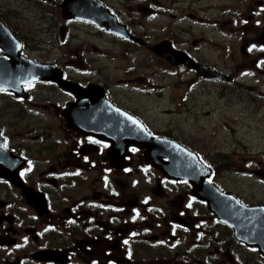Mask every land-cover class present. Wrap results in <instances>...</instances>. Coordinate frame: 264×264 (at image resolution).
<instances>
[{
    "label": "flooded vegetation",
    "instance_id": "1",
    "mask_svg": "<svg viewBox=\"0 0 264 264\" xmlns=\"http://www.w3.org/2000/svg\"><path fill=\"white\" fill-rule=\"evenodd\" d=\"M8 1L0 0V28L14 40L6 46L20 62L14 68L44 69L31 82L0 88V264H186L172 255L187 264H247L250 257L264 264L229 226L207 221L212 217L192 195L191 181L178 179L187 161L200 159L196 117L212 115L198 99H223L250 69L264 85V0H165L168 34L156 42L137 32L128 3L33 0L18 8L48 36L35 42L37 54L5 17ZM136 12L155 13L150 4ZM156 45L164 56L154 53ZM169 51L184 62L170 63ZM10 58L0 47V60ZM85 60L121 81L131 75L113 88L155 93L156 106L167 101V79L175 78L179 111L161 110L154 123L111 88L84 84L97 74L82 68ZM144 66L150 76H142ZM70 74L82 81L73 83ZM208 168L220 192L252 206L214 164Z\"/></svg>",
    "mask_w": 264,
    "mask_h": 264
},
{
    "label": "rangeland",
    "instance_id": "2",
    "mask_svg": "<svg viewBox=\"0 0 264 264\" xmlns=\"http://www.w3.org/2000/svg\"><path fill=\"white\" fill-rule=\"evenodd\" d=\"M108 1L111 5L121 8L124 2L128 3L130 16L137 22L136 25L139 24L136 28L137 32L144 34L151 42L161 40L163 35L168 34L162 32V28L167 29L166 19L161 16V4L165 0ZM155 1L157 4H154ZM29 2H33V0H9L5 5L10 11L5 14V17L11 21L12 28L16 29L21 37L26 38L33 54H37L40 51L35 50L37 49L35 42L47 40L48 36L37 26L36 20L30 14L18 8L19 4L26 5ZM149 4L155 11L153 17L136 12L138 7H148ZM174 28L173 25L170 27V29ZM29 32L31 34L27 35ZM39 47L41 48L42 45L40 44ZM243 61L245 60L241 58V62ZM99 62L107 63L106 61ZM83 64L82 68H91L97 71L96 76L84 80V84L111 88L112 94L122 101L132 102L135 107H138L137 110L140 113L146 114L148 119L154 123L162 121L161 110L178 108L179 111L180 109L179 99L174 96L172 89V85L176 81L173 77L167 79L169 86L166 92L167 101L156 106V97L152 96L155 93L149 94L152 96L150 97L137 95L135 92L128 91L129 89L126 90L127 88L114 89L115 81L119 78L108 76L106 68L102 64L89 67L87 60ZM151 72L147 66L141 70L144 77L150 76ZM249 75L251 76L250 79L234 80L231 85V92H226L223 99L216 100L215 97H211L206 100L203 95L198 99L205 103V106L209 105L212 115L201 119L196 117L192 128L199 130L194 131L196 137L193 136V139L198 146L197 148L205 155L208 163L215 165V169L222 176L224 182L231 185L235 190L244 193L252 205H264V99L255 96L257 92L264 94V85L260 79L262 75ZM69 79L73 83L82 81L72 74H70ZM130 79H132L131 75H127V78L119 81L127 84ZM144 83L146 82L143 81L142 84L134 82L140 87L144 86ZM169 98L175 100L170 101ZM177 115L183 114L177 113ZM190 116H194V113H191ZM58 134L60 135L59 132ZM65 140L63 146H68L69 143ZM47 145L54 146L55 144L47 143ZM58 147L63 150L62 146L58 145ZM241 172H247L250 178L240 177ZM121 186L126 188L124 184ZM211 232L214 237L220 235L216 228H210ZM174 258L175 256H173V260ZM247 264H254L253 258L250 257Z\"/></svg>",
    "mask_w": 264,
    "mask_h": 264
},
{
    "label": "water",
    "instance_id": "3",
    "mask_svg": "<svg viewBox=\"0 0 264 264\" xmlns=\"http://www.w3.org/2000/svg\"><path fill=\"white\" fill-rule=\"evenodd\" d=\"M0 34H1L0 35V43H1L0 47H3L4 50H7L8 56L11 57L7 62L0 61V88H6L12 84H21V83H25V82H31L34 79L40 78V75H41L42 70L44 68H41V67L37 68L34 66H32V67L31 66L19 67V69L14 68V66L17 67V64L20 62L17 61V59H18L17 56H14L15 51L8 50L6 47V46H8V47L12 46L11 40L12 41H14V40L10 39V36L7 32L3 33V31L1 30ZM153 51L155 54H158L161 57L166 54L164 51L163 45L154 46ZM168 56H169L168 59H169L170 63H172V64L184 62L180 58V55H178L177 53H173V52L169 51ZM198 191H199V189H198ZM218 197H220V194H218ZM225 198H227L228 201L232 205L233 204L236 205L232 198L227 197V196ZM224 201L226 202V200H224ZM221 203H222V201H221V199H219L217 201V207L220 208V211L224 217V222H227V221H229L227 218L228 216L225 217L226 212L224 211V209L221 210V208H222ZM237 207L239 208V206H237ZM242 209H244V208H242ZM256 210H258V208H256ZM249 221H250L249 227H248V225L245 227L244 222H243V224L241 223L240 225H238L239 227L237 226V228H239V230H240V235H241V233H243L242 237L238 234L239 236H237V238L240 241H243L245 243L251 242V243H249V245L257 247L259 252L264 255V232H263L264 231V218L260 217L258 214H254L253 219H251ZM246 222H247V220H246ZM254 223L256 226H254ZM242 226H244V227H242ZM234 229H235V232L237 235V229L235 226H234Z\"/></svg>",
    "mask_w": 264,
    "mask_h": 264
},
{
    "label": "bare ground",
    "instance_id": "4",
    "mask_svg": "<svg viewBox=\"0 0 264 264\" xmlns=\"http://www.w3.org/2000/svg\"><path fill=\"white\" fill-rule=\"evenodd\" d=\"M247 215H248V217H250V214H248L247 213ZM251 218V217H250ZM236 221H239V222H241L242 224H243V218H242V216L240 215V214H237L236 216H235V220H234V222H236ZM252 226V225H251ZM248 227H249V224H248Z\"/></svg>",
    "mask_w": 264,
    "mask_h": 264
},
{
    "label": "snow or ice",
    "instance_id": "5",
    "mask_svg": "<svg viewBox=\"0 0 264 264\" xmlns=\"http://www.w3.org/2000/svg\"><path fill=\"white\" fill-rule=\"evenodd\" d=\"M127 243V242H126Z\"/></svg>",
    "mask_w": 264,
    "mask_h": 264
}]
</instances>
